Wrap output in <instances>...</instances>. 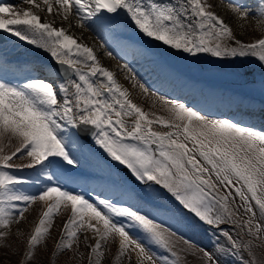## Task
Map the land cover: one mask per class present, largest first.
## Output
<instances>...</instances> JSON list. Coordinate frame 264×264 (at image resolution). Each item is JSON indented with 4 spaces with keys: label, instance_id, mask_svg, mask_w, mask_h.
Returning a JSON list of instances; mask_svg holds the SVG:
<instances>
[{
    "label": "snow or ice",
    "instance_id": "snow-or-ice-1",
    "mask_svg": "<svg viewBox=\"0 0 264 264\" xmlns=\"http://www.w3.org/2000/svg\"><path fill=\"white\" fill-rule=\"evenodd\" d=\"M22 2L31 7L0 3V45L13 42L14 49H26L14 53L10 61L26 69L23 79L12 82L0 76V139L7 135L10 142H18L10 154L0 148V229L23 220L37 200L45 203L27 241L25 264L49 234L61 206L69 204L71 215L62 225L53 256L71 249L84 231L91 233L85 241H95L88 245L89 264H101L110 237L117 239V262L131 261L134 253L136 264H179L171 241L175 232L157 221L158 215H165L203 230L209 241L199 248L204 264H264L253 251L259 246L254 241L264 238V129L202 114L164 95L158 99L170 118L155 114L150 118L114 74L100 65L91 47L78 43L65 28L53 26L54 21L42 22L33 9L46 7L51 14L52 0H42L44 7L37 0ZM54 3L63 20L78 17L80 28H90L109 46L132 39L131 29L148 41L140 51L152 58L156 57L151 46L159 44L174 55L196 59L208 53L229 59L241 79L252 72V61L264 72V38L249 43L238 39L208 0ZM227 3L240 19L254 15L264 20V0ZM123 68L131 73L126 78L134 86L149 92L128 64ZM124 117L135 118L128 123ZM153 124L169 130L154 131ZM99 150L129 175L103 166L92 178L97 186L106 185L110 195L93 199L84 186L88 164L98 160ZM25 155L29 163H14L13 158ZM26 169V175L15 174ZM137 205L151 207L152 214ZM8 234L0 231V239ZM145 241L173 259L157 258Z\"/></svg>",
    "mask_w": 264,
    "mask_h": 264
},
{
    "label": "rangeland",
    "instance_id": "rangeland-1",
    "mask_svg": "<svg viewBox=\"0 0 264 264\" xmlns=\"http://www.w3.org/2000/svg\"><path fill=\"white\" fill-rule=\"evenodd\" d=\"M219 1H222V4L228 5L224 0ZM211 10L213 11V7ZM229 16L227 18L228 20L225 22L232 28L235 36L241 41L249 43L254 42L259 38H264V20H259L254 15L245 19H240L231 11ZM129 35L137 37V34L131 29L129 30ZM137 39L142 45L148 43V41L144 40L142 37H137ZM97 41L99 46L105 50L106 47L101 40H96V42ZM151 47L153 48L155 55L157 54L159 57L167 59L168 63L174 68L192 79L193 83H195V89L193 90L197 95V100L204 107H231L233 102L228 101L227 97L230 98L231 96H234L236 98L250 100L253 104L264 108V72H261L259 65L255 61H252L249 65L252 72L248 73V78L241 79L233 72L234 65L229 59L212 57L208 53L199 54L198 58L193 59L188 55L171 54L166 47L160 46L159 44L152 45ZM105 53L107 55L108 52L105 51ZM113 60L119 64L125 63L119 57H114ZM114 76L116 78L117 75L114 74ZM137 80L140 83H143L139 78H137ZM120 83L127 84V90L130 94L129 98L145 113L150 114V118H153L151 114L162 116L166 119L170 118V114L166 110L165 105L158 99V96L161 94L157 90L148 86L150 90L148 93H145L138 84H135L134 86V82L126 77L121 78ZM153 92H156L157 95L154 96L152 94ZM165 97L179 101L178 96ZM200 111L202 114H208L215 118H228L220 114L214 115L205 113L202 109H200ZM237 113L238 111H232L233 115H237ZM134 118L135 117H124L128 123H131ZM256 118L257 117L254 118L255 122L258 121ZM152 127L154 131L159 132L169 130L158 124H153ZM255 128L262 129L259 128V126ZM17 146L18 142L14 139L10 142L7 135L0 139V148L3 149L4 154H10ZM97 157L98 160H92L88 164L90 175L87 177L84 186V191L93 199H95L97 195L101 198L110 195L106 185L97 186V181L92 178L101 172L103 166L107 165L113 167L120 171L122 175L124 174V171H126L122 166H119L118 163L111 162L102 150L97 152ZM13 161L16 165H25L30 162V158L25 155L20 159L13 158ZM15 174L26 175L28 174V170L26 169L24 172H16ZM92 188H95V191H91ZM237 202H239L238 198ZM137 206L140 207L142 212L152 214L151 207L147 205ZM45 207L46 205L44 202L37 200L29 207L28 211L25 212L23 220L19 223H13L10 229H0V231H8L9 233L6 238L0 239V264H16V261H19V258L22 259L23 256L25 258V253L28 251L27 241L34 228L38 225ZM70 215V204L68 206H61L50 226L49 234L42 241L41 245L35 249L34 257L27 261L28 264H89L90 253L88 245L95 241H85L84 237L85 235L90 236V232L82 231L71 249L53 256V253L56 252V245L62 238V225L70 218ZM157 221H163L166 226L171 225L172 230L175 232V235L171 236V241L174 244L173 250L180 256L179 264H204V261L201 258L202 253L199 251V248L207 246L209 241L207 236L204 235L202 229H195L189 227L187 224L177 223L170 220L165 215H158ZM236 231L238 230L233 228V232L235 233ZM133 235H135V233H133ZM243 239L248 240L249 237L243 236ZM185 240L189 241L191 246L190 244L185 243ZM145 243L151 251L157 255V258L168 256L169 261L173 259V257H171V255L164 249L157 247L154 244H150L147 241H145ZM254 244L259 245L253 249L255 255L264 260V238L254 241ZM117 251V239L110 237L104 246L105 254L101 260V264H136L134 253L132 254L131 261L124 258L120 262H117L115 260ZM244 257L245 259L248 258L246 252L244 253Z\"/></svg>",
    "mask_w": 264,
    "mask_h": 264
},
{
    "label": "bare ground",
    "instance_id": "bare-ground-1",
    "mask_svg": "<svg viewBox=\"0 0 264 264\" xmlns=\"http://www.w3.org/2000/svg\"><path fill=\"white\" fill-rule=\"evenodd\" d=\"M224 1L227 2V0ZM37 2L42 4V0H37ZM52 2L54 10L51 14L47 13L46 7H44L43 4L42 7H44V11H40L39 9L33 10L37 11L38 14L41 15L42 22L44 19L54 21L53 26L65 28L68 31V34L73 35L78 43H82L84 45H87L88 47H91L100 65L110 70L113 74L117 75L116 80L119 83L121 78L129 77L131 75V73H128L123 68V65L128 64V66L132 68L135 73L138 74L137 78H139L143 83H145L146 86H151L152 88L157 90L161 95L171 97L178 96L180 102L189 104V106H193L194 108H200L205 113L214 115L220 114L222 116L231 118L234 121H240L243 124H252L254 126H259V128L264 129V112H261V110H263L261 107L250 103V101L248 100L242 102L240 98H235L234 104L231 107H204L196 99L197 95L195 91L192 90L190 84L187 85L185 82H183V80H176L171 74L172 70L170 68L167 67L168 70H165L163 68V66L166 67L168 65L164 62L163 58L158 57L157 54L155 55L156 58L146 57V55L141 53L140 48L136 45L140 42L137 37H135L134 35H129L132 37V39L126 41V43L109 46L108 43H105L104 39H102L99 35H97L96 32H94L90 28H80L77 25L78 17H75L73 15L69 17V20H63L62 15L56 14V9L58 6L55 5L54 0H52ZM208 2L213 5V11L217 15H219L225 21L228 20L227 18L230 15V9L227 4H222V1L220 2L219 0H208ZM244 2L253 4L254 0H244ZM0 3H8L13 5L14 7H19L21 9H28L29 7H31L30 5L23 3L22 0H0ZM96 40H101V42L105 45L106 49L103 50L102 47L99 46L98 41L96 42ZM24 51H26V49H14L13 42L0 45V76H3L5 80L16 82L18 80L23 79L26 69L23 66L11 63L10 61L12 60L14 53H22ZM105 51H111L112 55H106ZM5 56L8 57L7 60L5 59ZM113 56H121L123 62L125 63H116L113 60ZM107 59L109 62L107 61ZM140 67L142 70L147 68H155L158 72L157 74L159 75V78L165 80V83H161L159 79L154 76L148 77L147 75H149V73L147 72L149 71L139 72L142 71L139 69ZM84 70L86 71L87 69ZM172 82L177 83V87H174ZM164 84H168L169 86H166ZM121 86L125 89H128L127 84L123 83L121 84ZM183 88H185V91L182 90ZM236 110L238 111L237 115H233L232 111ZM258 113L262 118H259L257 122H254V118L255 116H257Z\"/></svg>",
    "mask_w": 264,
    "mask_h": 264
},
{
    "label": "trees",
    "instance_id": "trees-1",
    "mask_svg": "<svg viewBox=\"0 0 264 264\" xmlns=\"http://www.w3.org/2000/svg\"><path fill=\"white\" fill-rule=\"evenodd\" d=\"M258 260H262L261 258H259L258 256H256ZM16 264H25V258L24 256L22 257V259L19 258V261H16ZM26 264H28L26 262Z\"/></svg>",
    "mask_w": 264,
    "mask_h": 264
},
{
    "label": "water",
    "instance_id": "water-1",
    "mask_svg": "<svg viewBox=\"0 0 264 264\" xmlns=\"http://www.w3.org/2000/svg\"><path fill=\"white\" fill-rule=\"evenodd\" d=\"M125 175H129L127 172H125ZM129 178L131 179V177L129 176Z\"/></svg>",
    "mask_w": 264,
    "mask_h": 264
}]
</instances>
